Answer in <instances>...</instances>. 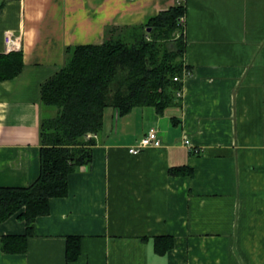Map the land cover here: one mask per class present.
I'll return each instance as SVG.
<instances>
[{"label":"crops","instance_id":"0c3cea01","mask_svg":"<svg viewBox=\"0 0 264 264\" xmlns=\"http://www.w3.org/2000/svg\"><path fill=\"white\" fill-rule=\"evenodd\" d=\"M178 4L189 67L181 103L163 114L108 110L91 163L70 174L68 195L50 199L26 252L2 248L25 221L0 223V264H264V0H0V53L11 30L24 58L0 80V186L38 177L40 84L67 49L122 36ZM150 127L162 144L130 152ZM176 166L193 173H171ZM68 235L82 236L73 261ZM163 235L173 246L162 253Z\"/></svg>","mask_w":264,"mask_h":264},{"label":"trees","instance_id":"16d2710c","mask_svg":"<svg viewBox=\"0 0 264 264\" xmlns=\"http://www.w3.org/2000/svg\"><path fill=\"white\" fill-rule=\"evenodd\" d=\"M185 14L184 5H174L140 25L123 27L122 36L70 47L64 64L42 81L38 177L26 186H0V223L14 214L26 223L25 233L2 237L5 252H26L36 219L50 211V199L68 195L70 174L93 159L97 138L87 134L104 131L108 110L125 115L137 106H152L163 114L181 103L178 92L189 69L184 62ZM23 67L21 50L0 53V80L15 77ZM170 172L193 170L176 166ZM81 244L82 236H67L68 261L79 257ZM172 246L170 236L156 237L159 252Z\"/></svg>","mask_w":264,"mask_h":264},{"label":"built area","instance_id":"2783aa9c","mask_svg":"<svg viewBox=\"0 0 264 264\" xmlns=\"http://www.w3.org/2000/svg\"><path fill=\"white\" fill-rule=\"evenodd\" d=\"M4 41H5V50L6 52H10L13 50H20L21 48V41H20V35L15 34L11 30L5 31L4 35ZM175 79H178V77H175ZM179 95H181V92H178ZM91 137H98L97 133H88L87 138ZM185 142L187 144L190 143L189 139H186ZM162 144L161 139L158 136V130L156 127H150L148 131L138 140V142L135 145H132L130 147V152L132 153H138L144 148L150 147V146H160Z\"/></svg>","mask_w":264,"mask_h":264},{"label":"water","instance_id":"95a60500","mask_svg":"<svg viewBox=\"0 0 264 264\" xmlns=\"http://www.w3.org/2000/svg\"><path fill=\"white\" fill-rule=\"evenodd\" d=\"M148 30H151V28L149 27V29Z\"/></svg>","mask_w":264,"mask_h":264}]
</instances>
